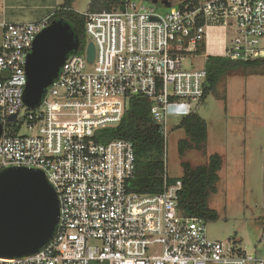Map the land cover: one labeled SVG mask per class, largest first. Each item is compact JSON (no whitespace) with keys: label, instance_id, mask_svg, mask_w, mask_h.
Masks as SVG:
<instances>
[{"label":"built area","instance_id":"1","mask_svg":"<svg viewBox=\"0 0 264 264\" xmlns=\"http://www.w3.org/2000/svg\"><path fill=\"white\" fill-rule=\"evenodd\" d=\"M83 14V51L67 54L32 108L23 101L26 58L49 18L0 21V171L41 170L59 207L44 246L0 256V264H264V226L251 250L241 240L210 239L202 218L179 211L182 182H168L164 157L162 190L136 192L128 188L133 143L95 140L98 130L120 122L133 95L150 100L149 116L165 140L168 118L192 112L207 89L205 64L194 57H209V28L227 34L221 56H264V0H198L164 13L124 0L122 9Z\"/></svg>","mask_w":264,"mask_h":264},{"label":"rangeland","instance_id":"2","mask_svg":"<svg viewBox=\"0 0 264 264\" xmlns=\"http://www.w3.org/2000/svg\"><path fill=\"white\" fill-rule=\"evenodd\" d=\"M134 1L164 13L182 0H168L170 6L161 0L154 4ZM89 6L90 0L72 3L80 13L88 12ZM194 60L197 66L206 61L204 56ZM193 111L204 119L207 139L200 149L180 155L178 141L186 137L184 129L178 127L182 116L169 117L164 146L166 173L171 178L180 177L182 162L197 166L205 164L213 153L221 155L216 191L208 202L217 211V219L206 222L207 236L220 241L241 240L251 250L264 226V64L225 72L206 98L194 103Z\"/></svg>","mask_w":264,"mask_h":264},{"label":"trees","instance_id":"3","mask_svg":"<svg viewBox=\"0 0 264 264\" xmlns=\"http://www.w3.org/2000/svg\"><path fill=\"white\" fill-rule=\"evenodd\" d=\"M198 0H182L178 6L196 4ZM73 0H60L58 8L49 18L63 19L69 23L79 39V50L82 52L86 44L85 16L72 8ZM124 0H90L89 12L111 11L123 8ZM264 64V56L251 61L231 60L223 56H209L205 61L207 71V89L200 101L204 100L210 90L214 89L221 76L235 68L248 65ZM151 102L143 95L128 98L127 107L120 122L112 127L98 130L95 140L107 142L112 139H126L133 143L135 152V169L128 182L129 190L142 193L160 192L163 187L164 146L165 140L149 116ZM184 129L186 137L178 141L179 154L190 149H200L207 139V128L204 119L195 111L184 115L178 123ZM222 157L218 153L208 156L205 164L191 166L189 162L181 163L183 172L180 177L171 178L173 183L181 180L178 191L177 205L183 215L202 218L205 223L217 219V211L208 204L216 191ZM89 264H107L92 261Z\"/></svg>","mask_w":264,"mask_h":264},{"label":"water","instance_id":"4","mask_svg":"<svg viewBox=\"0 0 264 264\" xmlns=\"http://www.w3.org/2000/svg\"><path fill=\"white\" fill-rule=\"evenodd\" d=\"M161 1L170 6L168 0ZM78 47L77 35L61 18L38 32L25 64L23 101L28 107L39 104L67 54ZM86 52L87 60L92 62V42L87 43ZM13 118L14 115L10 117ZM58 218L56 192L41 170L11 166L0 171V256L20 257L36 252L52 237Z\"/></svg>","mask_w":264,"mask_h":264},{"label":"crops","instance_id":"5","mask_svg":"<svg viewBox=\"0 0 264 264\" xmlns=\"http://www.w3.org/2000/svg\"><path fill=\"white\" fill-rule=\"evenodd\" d=\"M59 3L60 0H0V21L38 22L50 18ZM226 43L227 34L222 28H209L205 52L208 56H221Z\"/></svg>","mask_w":264,"mask_h":264},{"label":"flooded vegetation","instance_id":"6","mask_svg":"<svg viewBox=\"0 0 264 264\" xmlns=\"http://www.w3.org/2000/svg\"><path fill=\"white\" fill-rule=\"evenodd\" d=\"M158 1H160V0H158Z\"/></svg>","mask_w":264,"mask_h":264}]
</instances>
